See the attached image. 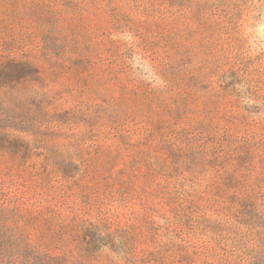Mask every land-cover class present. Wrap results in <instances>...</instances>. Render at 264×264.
<instances>
[{"label": "rangeland", "instance_id": "rangeland-1", "mask_svg": "<svg viewBox=\"0 0 264 264\" xmlns=\"http://www.w3.org/2000/svg\"><path fill=\"white\" fill-rule=\"evenodd\" d=\"M12 58L38 73L0 91L19 140L0 188L43 213L50 252L264 264L261 210L234 204L264 136V0H0Z\"/></svg>", "mask_w": 264, "mask_h": 264}, {"label": "trees", "instance_id": "trees-1", "mask_svg": "<svg viewBox=\"0 0 264 264\" xmlns=\"http://www.w3.org/2000/svg\"><path fill=\"white\" fill-rule=\"evenodd\" d=\"M37 73L38 68L28 59L12 58L0 61V91L29 80ZM13 121L11 110L0 104V155L11 156L17 151L19 140L14 137L17 128ZM249 146L251 145L244 148ZM256 146L258 147L254 152L251 151L252 148L240 151L243 161L247 156L249 158L244 161L246 171L237 173L239 188L234 191L237 198L234 204L237 205V210H242L246 222L255 224L254 227L259 210H261L259 218L264 219L263 183L252 176L258 173V170L264 172V136ZM18 202L16 198L8 197L0 188V264H78L73 260L74 256L66 257L63 253L50 252L52 250L50 243H44L47 237L42 235L39 238L42 229L39 218L43 213ZM86 243L91 245L89 240ZM90 248L88 245L86 249Z\"/></svg>", "mask_w": 264, "mask_h": 264}]
</instances>
